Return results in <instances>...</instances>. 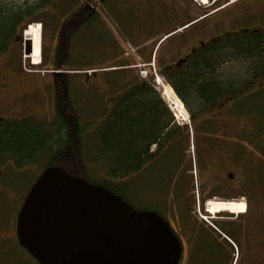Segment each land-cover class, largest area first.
<instances>
[{"label": "flooded vegetation", "instance_id": "flooded-vegetation-1", "mask_svg": "<svg viewBox=\"0 0 264 264\" xmlns=\"http://www.w3.org/2000/svg\"><path fill=\"white\" fill-rule=\"evenodd\" d=\"M201 3H205L204 12L194 18L189 16V3H184L186 16L171 20L170 29L161 26L140 48L144 56L154 52L157 76L183 105L186 118L180 122L178 113L162 101V118L169 122L164 130L168 141L151 146L153 155L146 158L137 175L154 163L163 165L164 155L169 166L174 157L180 159V166H173L175 171L171 170L162 190L156 191L150 209L168 224L178 243L175 264H264V116L256 114L249 101L253 89L264 87V0ZM241 42H248L247 46ZM198 74L204 78L202 83L207 80L201 86ZM0 79L2 88L15 87L12 82L21 85L10 101H0V128L25 121L50 123L33 119V101H28L34 92L50 86V79L46 84V79L38 81L24 71H4ZM7 79L12 82L4 81ZM155 90L161 96L160 88ZM115 103L111 101L100 122L107 119ZM190 146L193 155L188 152ZM240 150L245 152L244 162L234 154ZM180 153L183 157L177 155ZM14 161L10 155L0 160V176L1 168L15 166ZM184 164L188 167H182ZM237 164L244 169L238 178L229 173ZM192 167L196 180L189 174ZM222 168L227 169L224 178L218 173ZM220 187L235 189L236 194L213 195ZM23 198H8L0 206V220L6 219L3 228L8 235L4 238L8 247L3 250L17 245L23 248L15 224ZM217 199L234 203L214 202ZM220 203L241 205L242 209H215ZM24 253L34 260L24 248L19 256L23 258Z\"/></svg>", "mask_w": 264, "mask_h": 264}, {"label": "rangeland", "instance_id": "rangeland-1", "mask_svg": "<svg viewBox=\"0 0 264 264\" xmlns=\"http://www.w3.org/2000/svg\"><path fill=\"white\" fill-rule=\"evenodd\" d=\"M66 1L67 0H56L52 6L59 10L61 6H65L64 3H66ZM186 2L189 3L188 10L190 18L199 16L204 12V5L203 3L201 4V0H107L104 3L95 5L94 9L90 12L78 13L75 20H72L71 22L65 21L64 27V24L61 27L58 26L60 21L57 17L54 18L53 21L45 19L43 21L44 27H41V31L39 30L40 22L31 23L29 27L26 26L21 32H17L16 36L13 37L14 42H12L7 52L4 50L0 53V73H4V71L11 73H14L15 71H24L25 73L28 72L34 74V78H37L38 81L46 79V84L49 82V79L53 77L54 72L58 74L60 73L61 76H55L56 80L59 82L67 80L69 84L67 97L68 103H71V108L77 116L78 124L84 127L82 134L85 138L90 137L94 134V131H96L95 127L99 126L100 120H102L104 114L108 111L111 104L110 99L112 98L114 100V96L111 97L114 92L109 93V88L106 91V86H109L103 82V79H107L109 82L110 78V74L106 75L105 71L111 73V75L115 72V74H118V77L120 76V82L116 86V88H118L115 90L116 92L120 88H123L122 85L124 83L125 73L132 76L133 73H136L137 71L141 75L138 66H134L135 68H131V66L127 67L131 68L134 71L133 72L126 70L127 68H124V66L119 67L111 65L110 62L121 57L123 50L124 56L127 57L124 58V60L128 63L135 62L142 65L143 62H146L142 60L144 59L142 55L141 58L138 57L140 56V52L137 56L136 48L132 44L135 40L134 38H150L148 36L160 32L159 29L161 26L170 29L171 20L177 19L180 14L186 16L187 12L185 11V8L187 6L184 4ZM58 29L60 32L59 40H69V44H71V50L70 48H59L58 54L61 59L59 64H62V67H65L66 69L77 70L75 72H65L64 69L60 68L57 70L53 69L52 65H54L55 62L52 63L51 60L53 59L54 54L53 49H55L57 45V38L59 36L57 34ZM74 30L76 31L75 36L73 35ZM26 35L31 37V52L28 57L26 53L28 50L29 39ZM148 58L150 61L152 55H148ZM41 59V64L35 65L40 63ZM122 62L123 60L117 64ZM127 62L124 61V63ZM109 64L113 67H108ZM32 65L33 67H31ZM153 65L155 66V61L153 62ZM102 66H106L103 67L105 70ZM145 68L148 69V67ZM29 69H38L39 71L29 72L27 71ZM46 69H50L51 72H45ZM85 70L86 72H84ZM149 70H151L152 76L155 78V80H150L151 85L154 88H160L163 98L166 99L165 102L169 104L170 101L173 103L174 101H178L171 90L165 86L166 84H161L162 78L157 76L156 71L154 72L152 69ZM83 73H87V76H84ZM149 75L150 74H148V76ZM2 80L3 79H0V81ZM4 81L12 82L9 79ZM12 83L15 84V87H0V101H10L12 95L19 91L21 85L14 82ZM55 84V80H52L50 86L40 88V90L34 92L29 98L28 101H33L30 106L32 107L31 115L33 119L44 120L55 114L52 113L56 112L57 105L61 103V101H58V96H61L63 93L60 86L57 88V85ZM249 101H252V104L255 107V113L264 116V87H256L253 89L252 95L249 96ZM63 102L64 104L67 103V101ZM6 105H9V103ZM170 106L174 108V110L181 112L178 114L179 117L176 118L179 121H185L184 118H186V115L183 114V105L178 102L177 105ZM181 107H183V110H179ZM114 108L115 105L112 110ZM263 122L264 121H261L262 124ZM82 152L83 160L91 158L92 155H94L93 146L90 144L88 146L87 142L84 140L82 142ZM188 152L193 155V148L191 146L188 148ZM46 154V152L45 154L35 152L33 154L34 156H32L33 159H36L35 162H27L26 164L19 166L16 164L17 162L14 161L15 166L11 167L8 165L2 168L0 176V182H2L0 183V206H2L4 201L8 198H13V201L17 198L19 201L24 197L29 185L47 164V159L45 158ZM234 154L240 159V162H244V150L237 151ZM177 155L183 157L181 153ZM33 159H30V161ZM42 159L43 162L39 163ZM97 159L95 165L96 167H99L103 163L102 161L105 160L100 154ZM179 160L180 159L177 157H174V164L172 160V166H169L166 164L168 161L166 162L164 155L162 157L163 165L160 163H154L139 175H137V172L132 173L129 178H124V175H117L115 179L111 178V180L114 179L116 183H119V188L123 193L125 192V198L131 205L140 210H150L153 209L155 203L154 195L156 194V191L162 190L171 170L175 171L173 170V166L175 168L180 166ZM182 160L183 158L181 159V163ZM86 162L90 164L89 160H86ZM182 167L186 168L188 165L184 164ZM226 171L227 169L222 168L218 170V173L224 178ZM243 171L244 169L241 168V165L237 164L235 167L231 168L229 173L232 174L233 177L238 178L243 174ZM176 173L178 175V172ZM190 173L196 180L195 167H192L189 174ZM92 174L94 176L104 175L100 169L92 172ZM230 177L231 176L228 175V179L231 180L232 178ZM212 194L218 197H229L236 194V191L229 187H220L213 190ZM219 201L233 202L231 200L222 199H217L214 202L218 203ZM220 204L214 205L216 206L215 209L223 210V207ZM235 208H237V206H235ZM209 210L213 211L211 208ZM5 222V218L0 220V264H7L10 260L13 261V264H36V262L26 253H24L26 257L24 255H22L23 258L19 256V252H23V248L18 245L16 247L13 246L12 250H8L9 248L5 249L6 251L3 250V248L8 247L4 240V238L8 236L3 228Z\"/></svg>", "mask_w": 264, "mask_h": 264}, {"label": "trees", "instance_id": "trees-1", "mask_svg": "<svg viewBox=\"0 0 264 264\" xmlns=\"http://www.w3.org/2000/svg\"><path fill=\"white\" fill-rule=\"evenodd\" d=\"M105 1L107 0H67L64 3L65 6H61L57 10L52 6L56 0H0V53L4 50L7 52L12 42H14L13 37L16 36L17 32H21L31 23L40 22L44 27L43 21L45 19L53 21L57 17L60 21L58 26L61 27L64 24V27L65 21L71 22L76 19L78 13L90 12L95 5ZM57 34L59 35L57 45L53 49L54 54L51 60L52 63L55 62L52 65L53 69L77 71L66 69L62 67V64H59L61 60L58 54L59 48H70L71 50V44H69V40H59V29ZM75 34L76 31L74 30L73 35L75 36ZM247 43L241 42L240 45L247 46ZM132 44L135 46V41ZM141 55L144 58L143 61L149 60L148 55L144 56L142 53ZM149 56H151V53ZM124 58L127 57L121 55L115 61H111L110 64L119 67L124 66V68L129 66L134 68L132 66L136 63H128ZM122 60V63L117 64ZM124 61L127 63H124ZM110 64L108 67H113ZM131 68L126 70L133 71ZM86 74L83 73L84 76H87ZM105 74H110L109 82L107 79L104 80H107L109 90L114 92L111 95V97L114 96V100L111 98L110 101H116V103L115 108L105 121L100 122L101 124H99L93 135L85 138L82 134L84 127L78 124L71 103H68L69 84L67 80L59 82L56 80L59 75H54L55 85H57V88L60 86L63 93L58 96V101H61V103L57 105L56 112L52 113L55 114L48 118L50 123L47 122L44 125L25 121L20 124H7L6 127L0 128V160L2 161L10 155V157L13 156L17 162L16 164L22 166L33 159L32 156L35 152H40V154L46 152L47 164L44 166L45 168L49 166L61 167L72 177L83 178L89 184L103 187L127 201L125 192L121 191L119 183H116L114 179L117 175H124V178H129L132 173L140 171L146 158L153 155L150 152L151 146H163L167 143L168 138H164L166 134L164 130L169 122L167 120L163 121L162 117L165 114L162 105L163 99L151 85L150 80L152 78L144 79L140 77L137 71L132 76L125 73L123 88L116 92L120 76L118 77L115 72L111 75L106 71ZM202 77L201 74L197 75L199 86H201L202 79H204ZM205 82H207L206 79L203 83ZM202 89L204 90L206 87L203 88L202 86ZM203 94L206 95L207 93L203 91ZM63 101H67V103L64 104ZM155 102L158 105L154 104ZM84 140L88 146L89 144L93 146L94 155L83 160L82 142ZM99 154L105 161H102L101 166L96 167L95 163ZM86 160H89L90 164ZM35 161L36 159L31 160V162ZM42 162L43 159L39 163ZM97 169H100L104 175L94 176L92 172L97 171ZM111 178L114 179L111 180Z\"/></svg>", "mask_w": 264, "mask_h": 264}, {"label": "water", "instance_id": "water-1", "mask_svg": "<svg viewBox=\"0 0 264 264\" xmlns=\"http://www.w3.org/2000/svg\"><path fill=\"white\" fill-rule=\"evenodd\" d=\"M16 231L39 264H175L179 250L153 211L58 166L46 167L30 186Z\"/></svg>", "mask_w": 264, "mask_h": 264}, {"label": "bare ground", "instance_id": "bare-ground-1", "mask_svg": "<svg viewBox=\"0 0 264 264\" xmlns=\"http://www.w3.org/2000/svg\"><path fill=\"white\" fill-rule=\"evenodd\" d=\"M202 2H204V0H201ZM25 34V33H24ZM27 36V35H26ZM28 37V39H29V43H30V51H29V54H30V52H31V40H30V38L31 37H29V36H27ZM40 39V38H39ZM38 45H39V43H38ZM39 49H40V46H39ZM41 53V52H40ZM40 58H41V54H40ZM166 94V93H165ZM217 205V204H216ZM223 208V210H234V209H242V207H241V205H238L237 206V208H235V204H232V203H223V204H220ZM221 210V209H220Z\"/></svg>", "mask_w": 264, "mask_h": 264}, {"label": "crops", "instance_id": "crops-1", "mask_svg": "<svg viewBox=\"0 0 264 264\" xmlns=\"http://www.w3.org/2000/svg\"><path fill=\"white\" fill-rule=\"evenodd\" d=\"M140 38L139 37H135L134 38L135 39L134 40L135 41V46L134 47L136 48V54H137V56H138V54L140 52V56H138L139 58L141 57V49L140 48L147 42V39H148V38H146V39L145 38L140 39ZM147 61H149V60H147Z\"/></svg>", "mask_w": 264, "mask_h": 264}, {"label": "built area", "instance_id": "built-area-1", "mask_svg": "<svg viewBox=\"0 0 264 264\" xmlns=\"http://www.w3.org/2000/svg\"><path fill=\"white\" fill-rule=\"evenodd\" d=\"M139 68H140V71H141V76L142 77H146V75L148 74V70L145 68V65L144 64H139Z\"/></svg>", "mask_w": 264, "mask_h": 264}]
</instances>
